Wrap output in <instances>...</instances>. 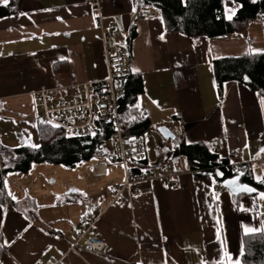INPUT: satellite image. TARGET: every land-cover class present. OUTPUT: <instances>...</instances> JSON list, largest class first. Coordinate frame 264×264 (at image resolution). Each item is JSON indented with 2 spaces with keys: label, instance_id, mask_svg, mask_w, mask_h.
Masks as SVG:
<instances>
[{
  "label": "crops",
  "instance_id": "1",
  "mask_svg": "<svg viewBox=\"0 0 264 264\" xmlns=\"http://www.w3.org/2000/svg\"><path fill=\"white\" fill-rule=\"evenodd\" d=\"M99 4L105 25H113L129 52L130 73L142 77L137 106L152 122L146 156L128 162L155 178L136 184L138 196L131 188L114 200L125 172L112 146L107 155L74 167L41 162L8 173L7 197L0 200V264L52 257L64 264H241L245 236L264 233L246 232L264 226V190L217 191L216 169L193 168L159 127L175 126L188 145L223 137L218 157L249 164L251 179L264 184V96L234 80L220 93L213 71L215 58L264 52V17L242 35L191 38L168 31L163 18L140 16L145 5L135 0ZM0 6L11 7L12 0ZM240 7L226 0V17ZM107 74L102 30L86 0H17L0 14V144H38L37 92L48 90L49 100L59 101ZM157 142L163 144L160 160ZM170 174L181 187L167 184ZM94 218L107 251L84 243L71 249L73 235Z\"/></svg>",
  "mask_w": 264,
  "mask_h": 264
},
{
  "label": "trees",
  "instance_id": "2",
  "mask_svg": "<svg viewBox=\"0 0 264 264\" xmlns=\"http://www.w3.org/2000/svg\"><path fill=\"white\" fill-rule=\"evenodd\" d=\"M158 12L164 19L168 31L179 32L191 38H223L245 34L249 24L264 17V0H235L241 7L233 18L225 14L226 0H135ZM0 6V14L16 7ZM104 14V13H103ZM213 71L218 90L223 92L224 83L230 80L242 82L264 96V52L245 55H229L213 59ZM144 91L140 75L129 73L127 90L120 98V110L124 122V133L129 139L151 132L152 122L137 106L139 95ZM37 145L24 144L9 147L0 144V151L7 156L0 158V200L7 197L4 177L12 171H29L34 163L63 164L74 167L82 162L108 154V139L111 131L107 124L101 132L88 136L67 137L61 129L54 128L42 119L38 125ZM177 152L183 154L193 168L214 171L221 182L239 180L242 184L263 189L264 184L251 179L249 165L230 167L208 148L206 143L188 145L181 137ZM137 171V170H136ZM239 193V192H237ZM245 252L241 264H264V233L245 236Z\"/></svg>",
  "mask_w": 264,
  "mask_h": 264
},
{
  "label": "built area",
  "instance_id": "3",
  "mask_svg": "<svg viewBox=\"0 0 264 264\" xmlns=\"http://www.w3.org/2000/svg\"><path fill=\"white\" fill-rule=\"evenodd\" d=\"M91 6L97 25L102 30V43L107 60L108 74L104 78L89 81L76 87L81 93H76L69 98L59 101H50V92L41 90L37 92V105L42 120L54 128L61 129L67 137L88 136L101 132L104 124H107L111 131L108 143L112 146L114 157L123 165L125 178L121 186L115 188L113 199L122 200L125 189L132 188V196L140 194L136 184L142 180L154 179L155 175L147 172H137L130 167L129 159L141 160L146 156L147 144L146 136L140 135L135 139H129L124 133V122L120 110L119 100L127 90L129 77V52L119 41L118 31L113 25H105L104 14L100 7V0H86ZM140 16L148 19L161 18L162 15L150 8H143ZM104 108L103 119H98V112ZM102 113V112H101ZM174 133L172 144L179 147L181 134L175 126H169ZM225 143L223 137L214 138L207 141L209 149L217 153L218 148ZM157 159L160 160L163 153V144H155ZM259 159L264 161V150ZM235 168L236 163H229ZM164 179L172 188L181 187V180L174 174L165 175ZM223 188L221 182L216 190ZM84 243L95 252L104 253L107 251V243L97 235V219L88 220L71 238V249ZM33 264H64L62 257H52L46 261H36Z\"/></svg>",
  "mask_w": 264,
  "mask_h": 264
},
{
  "label": "water",
  "instance_id": "4",
  "mask_svg": "<svg viewBox=\"0 0 264 264\" xmlns=\"http://www.w3.org/2000/svg\"><path fill=\"white\" fill-rule=\"evenodd\" d=\"M159 131L166 137V138H173L174 137V134L171 132L170 128L167 126V125H161L159 127ZM134 139V138H133ZM221 178V177H220ZM234 182V183H233ZM223 185L225 187H229L231 189H233L234 191L236 192H239V191H244L242 190L243 188H248V189H254V191H245V192H248V193H254V192H257L258 190L250 185H245V184H242L239 180H225L223 181Z\"/></svg>",
  "mask_w": 264,
  "mask_h": 264
},
{
  "label": "snow or ice",
  "instance_id": "5",
  "mask_svg": "<svg viewBox=\"0 0 264 264\" xmlns=\"http://www.w3.org/2000/svg\"><path fill=\"white\" fill-rule=\"evenodd\" d=\"M3 3L5 4V5H7L8 3H9V0H3ZM229 18H231V17H229ZM234 183V182H233ZM242 190H244V191H254V189H248V188H243ZM75 191V190H74ZM262 196H264V193H262L261 194ZM264 231V226H262L260 229H255V228H247L246 229V232H255V231Z\"/></svg>",
  "mask_w": 264,
  "mask_h": 264
},
{
  "label": "rangeland",
  "instance_id": "6",
  "mask_svg": "<svg viewBox=\"0 0 264 264\" xmlns=\"http://www.w3.org/2000/svg\"><path fill=\"white\" fill-rule=\"evenodd\" d=\"M110 145L108 144V147H109ZM130 163H131V160L129 161ZM19 254L20 255H25L26 254V250H23V251H21V252H19Z\"/></svg>",
  "mask_w": 264,
  "mask_h": 264
},
{
  "label": "clouds",
  "instance_id": "7",
  "mask_svg": "<svg viewBox=\"0 0 264 264\" xmlns=\"http://www.w3.org/2000/svg\"><path fill=\"white\" fill-rule=\"evenodd\" d=\"M231 163V162H230Z\"/></svg>",
  "mask_w": 264,
  "mask_h": 264
}]
</instances>
